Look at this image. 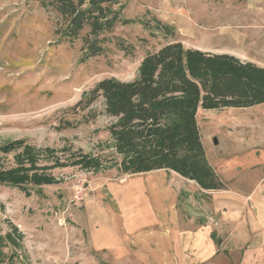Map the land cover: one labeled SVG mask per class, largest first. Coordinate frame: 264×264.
Returning <instances> with one entry per match:
<instances>
[{"label": "rangeland", "instance_id": "rangeland-1", "mask_svg": "<svg viewBox=\"0 0 264 264\" xmlns=\"http://www.w3.org/2000/svg\"><path fill=\"white\" fill-rule=\"evenodd\" d=\"M122 3L121 19L133 21L115 23L104 51L87 58L82 34L69 41L55 33L52 11L35 0H0V170L15 167L28 147L35 151L39 166L51 167L46 172L55 179L22 188L0 182V264H264V254H245L248 242L238 237L237 227L221 219L222 213L229 212L220 209L225 189L202 190L184 180L177 204L185 228L197 227L194 234L188 230L182 237L163 239L164 243L153 236L141 245L129 235L114 251L91 244L86 221L97 219L102 227L100 205L108 202L103 189L114 198L122 220H130L135 229L139 228L135 218L142 219L148 212L142 192L144 173L122 174L114 165L118 156L107 129L113 119L105 114L102 98L86 106L96 83L110 77L133 79L146 53L175 41L185 47L237 52L244 61L264 67V0ZM169 9L174 13L183 9L192 16L208 9L205 15H219L204 21L207 26L198 38L193 35L197 25L186 23L185 12L177 16L185 26L182 35L167 14ZM153 18L171 32L156 29ZM220 24L235 27L237 37L207 29ZM260 105L197 111L210 163L237 149L238 137L246 144L263 139L264 120L255 118L264 113V104ZM79 153L99 157L104 168L93 171L71 165ZM230 180L231 186L239 177ZM239 190L234 189L236 194ZM205 222L209 230L196 237Z\"/></svg>", "mask_w": 264, "mask_h": 264}, {"label": "trees", "instance_id": "trees-1", "mask_svg": "<svg viewBox=\"0 0 264 264\" xmlns=\"http://www.w3.org/2000/svg\"><path fill=\"white\" fill-rule=\"evenodd\" d=\"M35 1L55 14V33L60 39L72 41L82 34L83 57L87 58L104 51L115 23L133 21L121 19L122 0ZM152 21L156 29L171 32L159 19ZM97 97L102 98L105 114L113 119L107 129L118 156L114 165L120 173L164 169L203 190H222L225 182L201 142L197 111L263 103L264 67L228 53L169 42L143 56L133 79L98 81L86 106ZM33 152L26 147L15 167L0 170V182L19 188L26 183H53L54 177L46 172L51 167L39 166ZM70 164L93 171L104 168L99 157L85 153H79ZM12 230L17 232L15 226Z\"/></svg>", "mask_w": 264, "mask_h": 264}, {"label": "crops", "instance_id": "crops-1", "mask_svg": "<svg viewBox=\"0 0 264 264\" xmlns=\"http://www.w3.org/2000/svg\"><path fill=\"white\" fill-rule=\"evenodd\" d=\"M169 10H166L167 14L171 16L181 28L182 35L185 33V26L181 24V19L177 16L184 11V14L187 15L185 19L186 23L189 26H194V24L197 25V30H194L193 35L196 34L198 38H200V35H197L198 32H201L200 29L206 28L207 26L204 21L211 17H218L219 15H205L208 9L202 10L197 16H195V14L192 16L191 13L183 9L180 13H174L172 9ZM249 26L255 28L253 25ZM207 29H217L218 32L223 31L226 34L229 32V36L237 37V29L235 27L232 29L231 26L220 24L219 26H209ZM193 39L196 38L193 37ZM196 49L215 53H228L244 61V56L242 54H237V52H232L230 50L204 49L200 47H196ZM259 104L262 105L264 102ZM255 118L257 120L260 119L261 122V120H264V113L255 116ZM235 146L238 148L232 150L231 153L223 155L222 157H214L211 161L217 172L223 176V181L228 185L224 190L226 193L220 203V209L222 212L225 210L229 212L222 213L221 219L225 222V225L232 223L237 227L239 231L238 237L244 239V243L248 242V245L245 246V254L258 253L263 255L264 136L263 139L251 142L250 144H246L243 139L238 137L235 141ZM235 175L239 177V181L230 186V179L232 177L234 178ZM142 176L144 178L142 192L148 212L142 219L138 217L135 218L139 228L135 229L130 220H122V215L121 217L119 215L121 212L117 210L114 198L110 195L109 191L103 189V193L107 196L108 202L103 207L100 205L103 213L100 217L102 227L100 226V221L97 219L88 218L86 221L87 225L91 227H89V229H91L89 237L94 247H99L100 249L108 247L114 251L116 247L119 248L121 242H127L129 235H132L134 240L141 245L143 242L148 244L153 236H157L162 240L160 242L164 243L163 239L182 237L183 232L187 233L188 230L190 235L195 233L197 227H195L194 230L191 228L186 229L187 226L182 219V211L177 204V192L178 190L181 191L183 180L189 181L192 184L195 182L181 177L174 171H167L164 169L147 172L142 174ZM147 177L150 178L148 179ZM117 184L119 185L118 182ZM119 186L121 187V185ZM234 189L240 190L236 194V190L234 191ZM155 192L157 195H154ZM209 227V223L205 222V224L198 228L200 229L199 235L197 233L195 236L203 237V231L209 230ZM261 264H263V262Z\"/></svg>", "mask_w": 264, "mask_h": 264}, {"label": "water", "instance_id": "water-1", "mask_svg": "<svg viewBox=\"0 0 264 264\" xmlns=\"http://www.w3.org/2000/svg\"><path fill=\"white\" fill-rule=\"evenodd\" d=\"M214 142H216V141L214 140Z\"/></svg>", "mask_w": 264, "mask_h": 264}, {"label": "bare ground", "instance_id": "bare-ground-1", "mask_svg": "<svg viewBox=\"0 0 264 264\" xmlns=\"http://www.w3.org/2000/svg\"><path fill=\"white\" fill-rule=\"evenodd\" d=\"M156 185V184H155Z\"/></svg>", "mask_w": 264, "mask_h": 264}]
</instances>
